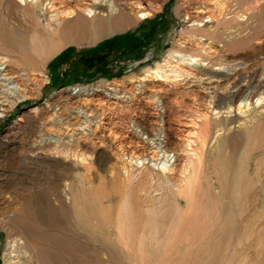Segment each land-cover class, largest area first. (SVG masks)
Segmentation results:
<instances>
[{"label": "rangeland", "instance_id": "1", "mask_svg": "<svg viewBox=\"0 0 264 264\" xmlns=\"http://www.w3.org/2000/svg\"><path fill=\"white\" fill-rule=\"evenodd\" d=\"M25 1L0 0V264L14 240L4 225L24 209L51 241L20 240L9 264H264V189L253 181L264 164V101L221 104L233 82L224 67L245 65L237 86L252 76L264 93V0H114L116 24L98 16L50 26L39 0ZM94 1L45 3L80 10ZM109 25L117 28L102 34ZM178 56L204 63L192 71L202 84L155 77ZM216 74L215 90H203ZM203 122L186 202L150 158L161 161L165 136L177 158L166 175L184 181Z\"/></svg>", "mask_w": 264, "mask_h": 264}, {"label": "bare ground", "instance_id": "2", "mask_svg": "<svg viewBox=\"0 0 264 264\" xmlns=\"http://www.w3.org/2000/svg\"><path fill=\"white\" fill-rule=\"evenodd\" d=\"M20 1H23V3L26 2L25 0H20ZM30 1H33V0H30ZM45 1L46 0H39L38 4H35V6L36 7L40 6L41 7L40 10H45V11H47L50 14L49 15L50 19H49L48 22H46V25H48V26H50L52 22H57L58 20H62V22H64L69 17L75 18V20H74L75 23H82V22L83 23H87L88 19H90L91 21H94L95 19H98L97 18L98 16H100L101 18H104L105 16H108V18H107L108 19V23L116 24L115 22H117L118 16H121V14H120L121 12L119 10V6L114 2V0H104V1H101V2H98L97 0H95L92 5L90 4L91 6H89V7H84V8L80 7L82 10L81 9L80 10H61V9L59 10V9L53 8L54 4L52 5L49 2L45 3ZM104 11H107L106 15L103 13ZM148 16H149V14H145L144 13V14H140V16H138V18L145 19ZM101 18H99V19H101ZM109 28L114 30L117 27H116V25H114V26L113 25H109L108 27H106V26L103 27L102 26V27H99V30L103 34V33H105L107 31V29L109 31L110 30ZM206 50H207V48L204 47V46L199 49V51H202V52H205ZM173 54L174 53H172V55L169 56L170 59L175 57V56H173ZM176 55H178V54H176ZM177 58H179V59H177V61L175 62L176 64L174 66L170 67L167 76L166 75H162V73H159V72L155 71L154 72L155 77L172 78L175 81L181 82V83L184 82V81L186 82V81H189V80L193 79V80H195L196 84H202L203 83L202 79L196 78V75L193 74L192 71L197 70L200 67L204 66V63H202L200 59H197L195 57H189L188 59H184L181 56H178ZM4 64H2V65H4ZM247 69L248 68L245 65H241V64L239 66H237V67H234V68L224 67V68L221 69V73H222L221 76L223 78H225L227 81H229V80L233 81L232 82V91L230 90L227 93V96L221 98L222 101H223V103H221V104L227 105V108L229 107V104L235 103V102H239V105L237 107V111H240V104L241 103H244L245 105H252V101L254 99H255L256 103L264 101V99L262 98L264 96L263 95L264 94L263 91L260 90V92H259L258 90H256V88L254 86H252L253 85V77L252 76L251 77L247 76L248 80L242 86H237V83H235V81H234L235 78H238V77L242 76V74H245ZM2 70H3V68H2ZM11 73H12V71H11ZM8 75H10V72H9ZM217 75L218 74L213 75L212 78L209 77L208 79H206V82H205L206 84L204 85L203 90H205V91L207 89L208 90H210V89L215 90V87H217L218 84H219V82H218L219 77H217ZM214 78L216 79V81H215V83L212 84L211 79H214ZM15 81H16V79H15ZM262 83H264V82H262ZM214 84H215L214 88H207V86H212ZM16 89H18V88H16ZM80 91H81V89H80ZM84 92H85V90H82V93H84ZM17 93L18 94L20 93L19 89L17 90ZM208 94L211 95V93L209 91H208ZM215 97H216V95H214V96L212 95L211 98L214 99ZM23 98H24V96H23ZM2 102H3V100H2ZM3 104H5V103H3ZM0 106H1V104H0ZM4 108H6V107H4ZM4 108H2V109H4ZM82 110H83L82 107L79 108L78 112H75V116L74 117L77 118L80 115V113L82 112ZM83 113H84V111H83ZM219 113H220L219 111H215L213 114L217 115ZM227 113H229V112H227ZM91 115H93V114H91ZM225 119H228V118H225ZM208 130H209V128H208L207 122H203L202 128L200 129L199 133H197L198 137L196 136L197 138L193 140V143L195 144V146L194 147H190V152H187V154H189V155L186 156V158L189 159V163H187L188 164L187 170L188 171L190 170L191 174H190V176H188V178H186L184 181L182 180L178 184H176L177 182H174L172 179L168 178L167 175H166L167 173L172 171V168H174V163L176 162L177 158H176V156H174V154L172 155L171 153H169L168 149H166V147H165V136H162V142H160L159 144H156V146H155V151L156 152L153 151V152L156 153L155 156L158 155V156L161 157L160 158L161 161H159V159L157 160L156 158H154V156L150 158L151 163L153 164L152 166L156 167V169H158L159 175H162L164 178H166L168 183L171 184V188H172L171 190L173 191L174 195L176 197L186 201V202H189L190 200H192V197H193L192 196L193 195V189L195 188V176H194V173H195L196 168H197V166H198V164L200 162V152H202V150L204 149L205 139L208 137ZM74 133H75V131H74ZM69 138L70 139L68 141V144H70V145H76V143L78 142V139H79V137L76 134L69 136ZM61 142L62 141H60L59 137H57V139H55V140L54 139H50V138H40L39 144L41 146L40 145L39 146L40 147L52 146V145L58 146ZM141 148H142V146H141ZM54 149H56V148H54ZM165 154L168 156V159L170 157L171 158L168 160L167 157L164 156ZM141 156L132 154L129 159H130V161L137 162L138 159H141ZM143 165H144V163H143ZM143 169H144L143 171L145 173L144 175H148L149 173L146 172L147 171L146 166H144ZM262 175H263V177H261V181H259L258 178L260 176H262ZM254 178H255V179H253L254 183H257V184L261 183L259 188H263L264 189V164L261 165V167L255 171ZM255 199L256 198L252 194L251 202L254 203ZM183 212L186 213L187 210H184ZM182 216H183V214H182ZM4 226H6V228H7L6 230L8 231V234L11 237L14 236V240H12L10 242V245H8L9 246V251L4 253V255H5V260H4L5 264H9L10 258L13 257L12 253L14 252V250L16 249L18 244H21L20 240H23L24 243L27 244V245H28V240L29 239L30 240L31 239H36V240L41 241L43 243L45 241L46 242L51 241V238L49 237V235H47L46 233L40 231L39 228L36 226V224L33 223L32 219L30 218V213L26 209H24V210H22L20 212V216L18 215L16 217H13V218L7 220V223H5ZM19 237L21 239H19ZM33 242H35V241L33 240ZM255 263H257V261ZM258 264H260V263H258Z\"/></svg>", "mask_w": 264, "mask_h": 264}]
</instances>
